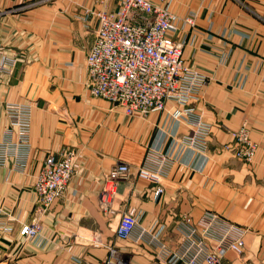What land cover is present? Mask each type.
I'll use <instances>...</instances> for the list:
<instances>
[{"label": "crops", "instance_id": "obj_1", "mask_svg": "<svg viewBox=\"0 0 264 264\" xmlns=\"http://www.w3.org/2000/svg\"><path fill=\"white\" fill-rule=\"evenodd\" d=\"M28 1L36 4L17 10L19 1L0 0V53L16 60L12 74L0 79V140L8 126L6 103L31 106L28 158L24 165L11 159L0 166V264H97L108 244L127 264H163L146 241L116 236L121 213L131 208L143 227H161V241L172 248L183 239V217L197 222L216 212L245 230L243 254L227 252L225 259L264 264V0H171L177 18L171 33L183 43L186 64L205 76L191 103L211 125L204 150L180 142L192 129L171 116L172 102L164 111L127 116L90 94L86 56L97 0ZM243 124L257 145L250 164L224 149ZM66 147L78 153L72 180L39 214L40 235L24 239L22 227L38 210L35 177L47 154ZM149 147L172 157L157 198L155 184L136 173ZM121 160L131 174L117 183L108 212L98 195Z\"/></svg>", "mask_w": 264, "mask_h": 264}, {"label": "built area", "instance_id": "obj_2", "mask_svg": "<svg viewBox=\"0 0 264 264\" xmlns=\"http://www.w3.org/2000/svg\"><path fill=\"white\" fill-rule=\"evenodd\" d=\"M17 10L35 5L28 0H17ZM27 1V2H26ZM101 5L95 12L97 25L86 56L87 87L92 96L105 99L123 109L125 115H146L167 110L168 102L177 108L171 116L183 119L191 126V134L180 142L191 149L204 150L208 145L211 125L196 114L191 103L197 98L205 76L190 68L183 58V43L172 35L176 16L171 11V0H97ZM114 2V8L110 5ZM192 24L193 19L186 17ZM15 58L0 53V79L10 76ZM8 126L0 140V166L12 159L24 165L30 151L31 106L28 103L8 102L5 105ZM232 140L224 149L234 158L250 164L257 145L249 137L243 124L231 133ZM168 151L149 147L137 176L155 184L154 197L164 191L161 184L172 160ZM78 157L70 147L59 153L46 155L33 185L37 214L22 227L24 239L38 237L43 224L39 214L46 213L66 192ZM130 166L117 161L105 175L99 191V206L112 212V201L120 180L129 178ZM182 241L175 247L165 245L160 235L139 223L138 212L124 210L115 227V234L123 240L146 241L155 249L156 259L163 264H230L225 255H242L245 230L216 212L206 211L197 222L185 216L179 222ZM107 255L97 264H127L120 250L106 245Z\"/></svg>", "mask_w": 264, "mask_h": 264}]
</instances>
